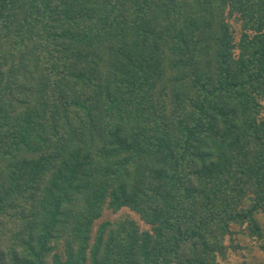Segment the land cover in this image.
<instances>
[{
  "label": "trees",
  "instance_id": "16d2710c",
  "mask_svg": "<svg viewBox=\"0 0 264 264\" xmlns=\"http://www.w3.org/2000/svg\"><path fill=\"white\" fill-rule=\"evenodd\" d=\"M258 211L264 0H0V264H219Z\"/></svg>",
  "mask_w": 264,
  "mask_h": 264
},
{
  "label": "rangeland",
  "instance_id": "374dc122",
  "mask_svg": "<svg viewBox=\"0 0 264 264\" xmlns=\"http://www.w3.org/2000/svg\"><path fill=\"white\" fill-rule=\"evenodd\" d=\"M228 21L231 24L235 39L239 38L241 32L240 22L235 18H228ZM133 218L136 220L142 229H150V225L144 222L140 215L135 211L130 210L128 207H123L118 212H113L111 209L105 208L102 212V216L97 219L93 226V235L96 233V230L99 224L103 220L118 221L123 218ZM255 217L258 219L259 223L262 226L264 234V212L258 211L255 214ZM234 230L233 239L230 236H227L225 243L228 245L226 255L219 256V264H263L264 263V249L261 248V245L264 244V236L261 240H256L254 236L247 234V229L241 228L238 225H232Z\"/></svg>",
  "mask_w": 264,
  "mask_h": 264
}]
</instances>
